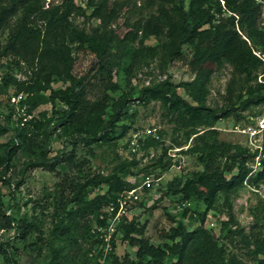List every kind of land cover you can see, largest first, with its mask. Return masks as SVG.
<instances>
[{
  "label": "trees",
  "instance_id": "obj_1",
  "mask_svg": "<svg viewBox=\"0 0 264 264\" xmlns=\"http://www.w3.org/2000/svg\"><path fill=\"white\" fill-rule=\"evenodd\" d=\"M141 1L153 7L154 12L144 20L135 21L132 30L120 36L113 27L120 13L116 0H98L90 13L99 21L93 34L85 33L71 22L72 15H83L82 8L74 0H62L57 5H50L46 0H0V33L6 31V42L0 48V55L7 58L8 69L0 85L13 83L16 87L7 97L8 112L3 118L15 123L12 127L14 139L7 142L5 153L10 149L28 156L36 154L37 143L27 136L30 124H33L28 116L43 102L50 103L52 109L50 115L43 114L48 127L43 135L47 139L58 127H64L76 142L89 145L119 139L130 128L126 122L133 118L131 95L123 93L116 101L106 93L88 98L84 79H76L71 74L74 50L87 48L93 52L100 70L109 77L121 57L137 54L136 49L125 43L132 40L138 31L155 37L165 34L170 58L182 59L194 75L186 86L195 105L183 100L174 90L170 91L166 84L144 87L140 95L142 99L161 98L167 109L175 112L178 123L190 124L194 137L203 143L198 156L203 169L192 172L186 179L181 175L174 176L166 182L164 193L178 196V201L202 203L205 209L195 212L192 207H186L180 218L168 214L171 224L167 229L159 230L158 244L152 243L145 235L146 222L139 224L124 218L117 230L122 232V241L134 248L133 257L128 253L117 255L114 239L111 250L105 255L101 248L94 250L104 245L94 226L104 223L99 216L118 194L135 187L124 177L130 170L121 166L117 172L105 176L88 170L77 180L65 178L58 184L65 222L62 220L54 228L53 236L66 238L68 245L63 251L51 248L47 264H101V259L103 264H164L166 260L171 264H264L261 230L247 233L230 225L229 220L220 223L217 233L205 226L207 212L215 209L219 195L233 194L243 184L264 180V160L262 168L248 177L246 163L253 154L239 143L215 138L219 131L218 121L230 117L238 121L245 116L244 111L251 113L255 107L264 106V83L257 81V75L264 71V29L259 24L260 5L254 0H187V4L184 0ZM184 45L190 49L187 56L182 52ZM256 50L263 54V59L254 54ZM224 62L232 66L234 76L244 75L253 84L246 89L247 96L241 104H232L215 112L204 106L203 97L211 75ZM12 64L26 65L32 71L31 76L23 82L18 81L11 72ZM132 65L129 63V67ZM50 79L60 81L64 86L52 88L48 96H44L40 91L49 87ZM117 88L115 82L111 83V91ZM18 94L24 95L18 105H26L27 117L10 101L11 96ZM56 103L61 107L58 108ZM109 109H112L110 114ZM119 122L123 124L118 130ZM200 126L202 128L196 131ZM8 129V126H0V134ZM158 136V139L146 138L142 148L146 150L161 144L163 139L160 134ZM191 150L187 147L180 153ZM41 151L45 153L43 149ZM47 162L42 158L35 165L47 166ZM65 162L60 163L62 167L74 165L79 173H83L87 166L86 160L76 162L72 154ZM171 162V158L166 156V161L154 164V167L158 166L156 176L165 173ZM53 166L49 164L47 167L53 171ZM149 166L140 170L143 172L140 182L145 174L153 172ZM102 187L104 192L89 197L95 188ZM185 217L190 218L189 226L184 221ZM0 228H15L18 233L25 231L22 230L25 226L15 225L7 214L1 195ZM80 239L85 245L79 243ZM6 245L0 243V250L4 251ZM227 245L230 249L226 248Z\"/></svg>",
  "mask_w": 264,
  "mask_h": 264
},
{
  "label": "rangeland",
  "instance_id": "obj_2",
  "mask_svg": "<svg viewBox=\"0 0 264 264\" xmlns=\"http://www.w3.org/2000/svg\"><path fill=\"white\" fill-rule=\"evenodd\" d=\"M61 1L46 0L50 5L60 4ZM116 1L120 13L113 27L120 36L132 30V24L135 21L144 20L154 12L153 7L146 6L141 0ZM97 2L98 0H74V3L82 8L83 15H72L71 22L87 34H93L99 26V21L90 15ZM184 2L187 4V0ZM259 24L264 29L263 10H261ZM167 41L165 34L155 37L147 36L141 30L138 31L132 40L125 43L126 46L136 49L137 54L132 57H121L119 64L115 65L109 77L100 70L98 59L93 52L87 48L74 50L71 74L76 79H84L88 98L93 99L105 93L114 101L123 93H128L133 98L130 101L133 118L126 122L130 124V128L123 137L113 141H97L82 145L76 142L73 135L64 127H58L48 139L45 138L43 131L48 127L45 126L43 114L50 115L52 109L50 103L43 102L28 116L33 120V124H30L27 136L36 141V154L28 156L23 152L15 153L10 149L5 153L7 142L14 139L12 127L15 123L12 121L9 123L3 118L8 112L7 97L12 95L16 87L13 83L0 85V126L9 128L0 134V195L7 214L13 218L14 224L25 226L22 229L25 230L23 233H18L15 228H0V243L7 244L4 251L0 250V264H47L50 260L51 248L67 249L66 238L53 236L54 228L63 220L58 184L64 182L65 178L77 180L80 174H85L88 170L105 176L117 172L121 166H126L130 171L125 172L124 177L137 186L143 174L140 171L143 170L142 168L150 165L149 167L156 174L158 166L153 165L158 164L159 161H166L170 148L185 150L191 147L193 150L185 154L178 151L183 157L181 167L178 169L169 167L151 190L142 193L139 200L132 206L127 220H133L139 224L146 222L145 235L152 243L158 244L159 230L167 229L171 224L167 215L171 214L175 218L182 216L183 209L178 206L179 197L164 193L165 184L174 176L181 175L183 179H186L192 172L203 169V164L198 159L203 143L194 137L190 124L178 123L175 112L167 109L161 98L142 99L140 95L144 87H161L166 84L170 91L174 90L183 100L196 104L188 96L186 86L193 80L194 75L182 59L170 58L166 48ZM5 42L6 31L0 33V48ZM182 52L184 56H187L190 52L189 47L184 45ZM129 63L133 65L129 67ZM7 70V58L0 55V80ZM11 72L20 82L32 74V71L24 64H12ZM49 82V87L40 91L44 96H48L52 88L64 86L60 81L50 79ZM113 82L118 86L116 91L110 90ZM250 84H253L250 78L244 75L234 76L232 66L224 62L221 68L211 75L206 85L204 106L220 112L232 104H241L247 96L246 89ZM56 106L60 108L61 104L56 103ZM262 107V105L255 107L251 113L259 112ZM111 111L112 109H109L108 113L110 114ZM243 114L247 116L250 113L244 111ZM236 122L233 117L218 121L216 126L219 131L215 138L235 143L242 141L243 137L232 130V125ZM121 124L123 122L117 125L118 130ZM201 128V126L196 127V131ZM148 130L155 131L157 135L160 134L162 143L146 150L142 148L138 155L129 153L127 142L130 136L138 134L141 139H146L150 134ZM42 149L45 153H40ZM70 154L76 162L87 161L83 173H79L74 165L62 167L60 163H66L65 160ZM42 158L48 160L47 166L54 164L53 171H50L46 165H35ZM104 191L103 187L95 188L89 197ZM189 207H192L195 212H202L205 209V206L199 202H191ZM206 216V220L209 218L213 221V225L207 223L206 227L211 228L215 233L218 232L221 222L229 220L230 225L238 226L244 232L255 233L261 230L264 236V180L254 184H243L233 194L219 195L215 209L208 210ZM189 220V217L184 218L188 226ZM28 224L30 226L26 227ZM260 225L261 228H259ZM118 236L115 240L116 254L122 256L128 253L133 257L134 248L130 247L126 241H122L121 231ZM79 241L82 246L85 245L83 240ZM226 248L230 249V245ZM164 264H171V262L166 260Z\"/></svg>",
  "mask_w": 264,
  "mask_h": 264
},
{
  "label": "built area",
  "instance_id": "obj_3",
  "mask_svg": "<svg viewBox=\"0 0 264 264\" xmlns=\"http://www.w3.org/2000/svg\"><path fill=\"white\" fill-rule=\"evenodd\" d=\"M254 1L259 4L261 10L264 11V0ZM253 52L256 56L263 59V54L260 53V51L256 50ZM258 81L264 83V71L258 74ZM23 97L24 95L22 94H18L16 96L14 95L11 96L10 101L17 105V110L23 116H26V105H18ZM231 125L232 124L230 123V126ZM232 130L239 133L243 137L239 144L246 147L249 152L253 154L251 160L247 161L246 163L247 167L249 168L248 177L253 176L258 170L262 168L264 160V106L259 112L247 114V116L245 115L243 118L238 120L236 124L232 125ZM148 132L150 133L148 135L152 138H159L155 131L153 132V130H148ZM144 139L145 138L141 139L138 137V134H132L127 142L129 153L138 155L144 144ZM180 150L181 148H170L168 150L167 154L172 161L170 167L177 169L181 167L183 157L178 152ZM152 155L153 154H151V156ZM158 180H160V176H156V174L153 172L145 174L139 185L118 194L116 198L103 209L99 218L103 220L104 223L94 226V230H96L98 237L102 240L104 245L97 246L94 248V250L101 248L105 255L109 250H111V241L113 239L117 240L116 237L120 234V232L117 230L119 224L124 218H128L131 208L135 202L139 200V196L142 193L151 190ZM178 203V206L184 209L190 206L191 201L181 200ZM208 219L205 221V226L208 225L207 223L213 225V221ZM101 264H103V259H101Z\"/></svg>",
  "mask_w": 264,
  "mask_h": 264
}]
</instances>
